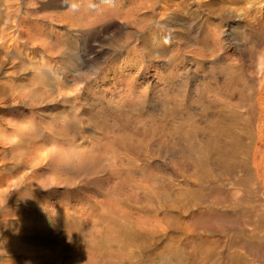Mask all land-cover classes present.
<instances>
[{"label":"rangeland","instance_id":"1","mask_svg":"<svg viewBox=\"0 0 264 264\" xmlns=\"http://www.w3.org/2000/svg\"><path fill=\"white\" fill-rule=\"evenodd\" d=\"M138 3L142 6L134 15ZM16 11L9 26H19L27 37L35 35L41 44H48L55 71L40 72L34 60L14 65V41L6 44L11 47L6 60L0 47V162L13 170L15 161L32 152L46 155L59 141L53 138L93 159L76 163L82 172L75 177L79 186L73 195L86 194L88 207L82 218L71 221L75 226L69 230L59 223L40 226L39 214L20 232V217L10 218L0 232V264H137L138 259L118 248L124 230L120 209L127 215L147 205H153V247L143 251L142 264H184L167 252L172 237L181 242L178 237L185 240L186 234L189 240L198 233L204 240L218 238L215 233L202 234L205 219L199 218L198 226L193 220L204 205L189 198L183 207L170 208L164 193L169 187L197 189L194 181L184 180L173 158L184 156L189 165H205V142L215 133L209 120L228 114L240 102L239 89L253 94L240 112L254 108L251 150L264 182V0H0V34L6 24L3 18ZM103 13L111 19L95 28H80L81 22ZM124 13L138 24L145 22V34L151 37L144 52L134 48L135 27L118 30ZM127 33L132 38L125 41ZM47 60L43 68L48 70ZM159 64L163 71L159 84L148 90L139 86L148 79L158 81L153 74ZM36 70L44 81L42 95L32 100L33 105L21 107L11 100L7 87L15 80L29 85ZM54 73H59L58 87L51 80ZM120 75L126 80L136 77L135 96L118 92L100 98L104 95L100 89L110 87ZM100 102L104 111L98 108ZM18 109L36 127L28 139L21 138L17 128L11 131L17 118L11 111ZM32 110L37 112L34 117ZM59 114L63 118L57 126ZM168 120L173 124L170 134L164 128ZM225 120L238 128L231 118ZM180 121H185L182 132ZM54 129L69 136L62 138ZM39 132L43 136L34 139ZM224 138L220 131L218 139ZM122 146L136 147L137 155ZM170 146L177 149L170 151ZM217 146L211 149L219 151ZM208 163L207 168L222 171L217 154L214 166ZM147 179L153 181V199L142 190H127L131 181ZM27 192L43 196L45 190ZM16 205L34 213L27 203Z\"/></svg>","mask_w":264,"mask_h":264},{"label":"bare ground","instance_id":"2","mask_svg":"<svg viewBox=\"0 0 264 264\" xmlns=\"http://www.w3.org/2000/svg\"><path fill=\"white\" fill-rule=\"evenodd\" d=\"M141 6L142 4L138 3L131 13L135 15ZM17 13L18 11L12 15L9 13L3 18L6 24L0 34V47L5 50V60L11 55V47L6 46L7 42L11 40L15 42L13 52L17 53V57L13 62L14 65L31 64L34 60L37 70L45 73L52 72L54 69L49 60V45L41 44L35 35L27 37L19 26H9L11 17H16ZM119 18L123 20L118 23V30L121 32L124 27L129 25L135 27L136 40L134 41V48L139 49L140 52L147 50L151 36L145 34V22L140 23V25L134 17L128 16L127 13L121 14ZM110 19L109 14L103 13L94 18L86 19L79 26L83 30H88ZM151 35H153V32H151ZM130 38L132 37L129 33L124 36L125 41ZM31 53L35 54L30 59ZM103 53L101 52V54ZM78 57L80 61L85 59L82 51L78 53ZM46 58H48L46 64L48 70L43 68ZM79 60L78 62H80ZM261 73H264V66ZM39 75L40 73L37 71L35 76L30 79L29 85H22L21 81H12V85L8 86L6 90L11 100L21 104V107L33 105L32 100L42 95L41 88L44 81ZM58 77L59 73H54L51 78L56 87L61 82ZM153 77L159 78L158 81L148 79L139 86H144L148 90L151 86L159 84L160 78L163 77L161 64L155 67ZM135 78V76H130V79L126 80L121 75L114 77L110 87L100 89V92L104 93L100 98H106L105 96L108 93L111 98L118 92L126 95L127 98L134 97L138 91ZM161 89L163 88L161 87ZM239 96L240 102L231 107L228 114L224 113L222 117L212 116L209 120L215 133L210 135L212 139L205 142L206 150L203 159L205 165H189L188 161L183 159L184 156H180L183 158L178 159L173 158L174 166H177L180 170V174L185 177L184 180L194 181L197 189L181 187L173 190L172 187H169V190L164 193L168 198V204L166 205L170 208H181L189 198L198 200L200 204L204 205V210L199 214V217L196 216L193 219L194 222L198 226L199 218L205 219L206 222L201 225L202 234L215 233L218 236L212 241L204 240L199 233L190 240L188 239L190 234L185 235V240L178 237L183 242L186 241L184 243L172 237L167 252L172 254V257H175L178 263L183 260L184 264H264V182L259 178L258 167L256 166L258 158L252 155L251 150L255 132L252 118L254 108L245 109L244 112L246 113L240 112L253 100V94L239 89ZM98 108L104 111L106 106L100 102ZM31 112L33 117L36 116L37 112L35 110ZM11 113L17 115V118L13 120L15 128L11 131L17 128L21 138H27L32 134V131L36 128L32 125L33 120H28L23 111L19 109L13 110ZM62 115L59 114V119L54 121L57 126L61 123ZM229 118L238 125V128L235 129L230 121L225 120ZM164 124L165 130L168 132L166 134L172 133L173 124L169 120ZM184 130L185 121H180L179 131ZM220 131L225 136L222 140L218 139ZM53 132L62 138L69 136L68 133H63V129H54ZM42 136L39 132L34 139H40ZM53 140L60 141L56 138H53ZM182 140L185 143L184 137ZM59 141L46 155H35L36 153L32 152L30 157L26 155L21 160L15 161L13 170L10 169L9 164L0 162V232L4 229L5 224L10 222V218L15 216L20 217L18 224L20 232H23V227L29 226L31 220L39 214L43 218L40 226L45 225V223L50 225L49 222L59 223L67 230L75 226L71 223L72 220L82 218L88 207V201L86 200V194H82V196L73 195V192H76L79 186L75 183V177L82 172L79 171L76 163H82L84 159L92 160L93 157L75 151L67 147L65 143H59ZM213 146L221 149L213 151L211 149ZM124 148H130L137 155L136 147H121V149ZM208 148H210L209 152ZM34 149L41 151V147ZM169 149L172 151L177 148L170 146ZM221 151L230 155L226 157V155L221 154ZM216 154L220 162L219 166L222 168L219 174L214 169L207 168L209 167L208 160L211 163L213 162L212 165L214 166ZM23 168L24 170H22ZM170 180L173 182L175 179L170 178ZM228 181H230L229 184ZM29 188L43 189L45 190L44 195L29 194L27 192ZM127 190L129 192L142 190L153 199V181L149 179L144 183L138 180L131 181ZM19 201L31 205L35 209L34 213L32 212L29 215L21 209H16L15 207H18L16 203ZM142 207L139 208L137 213H128L127 215H124V210L120 209L123 214L120 217L123 219L124 230L121 239L118 241V248L127 251L133 259H138L137 264L143 262L142 259H139L145 257L143 251L153 247V205ZM12 208L15 211L10 210ZM214 217H217V219ZM12 220L13 222L16 221L15 219ZM119 220L121 222V219ZM4 238L7 239V237ZM5 264H10V262Z\"/></svg>","mask_w":264,"mask_h":264}]
</instances>
